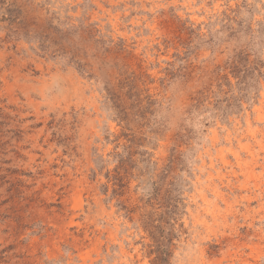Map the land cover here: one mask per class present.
I'll use <instances>...</instances> for the list:
<instances>
[{
  "label": "rangeland",
  "instance_id": "rangeland-1",
  "mask_svg": "<svg viewBox=\"0 0 264 264\" xmlns=\"http://www.w3.org/2000/svg\"><path fill=\"white\" fill-rule=\"evenodd\" d=\"M263 110L264 0H0V264H264Z\"/></svg>",
  "mask_w": 264,
  "mask_h": 264
},
{
  "label": "bare ground",
  "instance_id": "bare-ground-1",
  "mask_svg": "<svg viewBox=\"0 0 264 264\" xmlns=\"http://www.w3.org/2000/svg\"><path fill=\"white\" fill-rule=\"evenodd\" d=\"M264 111V110H263ZM254 133V132H253ZM249 143V142H248ZM242 144V143H241ZM263 150V149H262ZM239 156V155H238ZM237 159H239V158H237ZM256 161V160H255ZM252 163V162H251ZM253 167V166H252ZM244 168V167H243Z\"/></svg>",
  "mask_w": 264,
  "mask_h": 264
}]
</instances>
